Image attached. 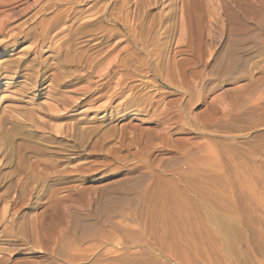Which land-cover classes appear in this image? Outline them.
<instances>
[{
    "label": "rangeland",
    "instance_id": "1",
    "mask_svg": "<svg viewBox=\"0 0 264 264\" xmlns=\"http://www.w3.org/2000/svg\"><path fill=\"white\" fill-rule=\"evenodd\" d=\"M242 3L0 0V264H264V0Z\"/></svg>",
    "mask_w": 264,
    "mask_h": 264
},
{
    "label": "bare ground",
    "instance_id": "2",
    "mask_svg": "<svg viewBox=\"0 0 264 264\" xmlns=\"http://www.w3.org/2000/svg\"><path fill=\"white\" fill-rule=\"evenodd\" d=\"M238 2V3H241V5L243 4L242 3V0H235V2ZM122 2V1H121ZM13 3V2H12ZM240 5V6H241ZM28 8V7H27ZM263 8V7H262ZM44 9L46 10V7H44ZM256 12V11H255ZM257 12H259V9H258V11ZM39 13H41L40 11H39ZM83 12H79L78 14H82ZM263 13H264V9H263ZM262 14V13H261ZM44 15V14H43ZM62 15V14H61ZM61 18V17H60ZM31 19V18H30ZM44 21V19L41 21V23H44L43 22ZM45 21H46V19H45ZM112 21V20H111ZM162 21V20H161ZM59 22H61V21H59V19H56V21H54L53 23H50L49 25H47V26H45L44 28H42V29H40L41 31L38 33V34H36L37 32H36V28H35V30H33V31H28V32H22V34H23V37L24 38H26V39H28L27 37L28 36H30L31 34H35V36L38 38V39H40L41 40V43H44V42H46L47 41V39H49V37H50V33L54 30V29H56V27H57V25H58V23ZM3 23H6L5 21H3V22H1V27H0V30H1V28H5L6 26L3 24ZM25 23H27V21H25ZM48 23V22H47ZM114 23V22H113ZM60 24V23H59ZM43 25V24H42ZM9 26V25H8ZM83 26L85 27V29H87L88 27H92L93 28V26H91L90 24H83ZM38 27V26H37ZM95 27V26H94ZM81 28L82 27H80V30H81ZM133 28V27H132ZM188 28V27H187ZM31 29V28H30ZM94 30H96V28H93ZM92 29V30H93ZM100 29H101V27H100ZM83 30V29H82ZM99 30V29H98ZM143 30V29H142ZM237 30V29H236ZM90 31V30H89ZM116 31V30H115ZM125 32V34L126 35H129L130 33H132V31L129 29V28H127V30L126 31H124ZM141 32V31H140ZM233 32V31H232ZM234 32H235V30H234ZM238 32V31H237ZM1 33H2V31H1ZM84 33H88V30L86 31L85 30V32ZM181 33H183V32H181ZM230 33H231V30H230ZM19 34H21V32L19 33ZM143 34H144V32H143ZM191 34V33H190ZM233 34V33H232ZM236 34V33H235ZM139 36H140V34H138ZM182 35V34H181ZM199 35V34H198ZM239 35V34H238ZM13 36V35H12ZM20 36V35H19ZM81 36V35H80ZM192 37V36H191ZM129 38V37H128ZM141 39V38H140ZM191 41V40H190ZM188 42V41H187ZM40 43V42H39ZM155 43H156V41H155ZM164 43V42H163ZM141 44V43H140ZM159 44V43H158ZM144 44H142V46H143ZM13 46V45H12ZM155 46V45H154ZM157 46V45H156ZM188 46V45H187ZM68 47V46H67ZM72 47V46H71ZM82 47V46H81ZM158 47V46H157ZM59 48V47H58ZM137 48V47H136ZM136 48H134V49H136ZM143 48V47H142ZM145 48V47H144ZM153 48H155V47H153ZM141 48H139L138 50H140ZM160 49H162L161 47H160ZM65 50V49H64ZM70 50V49H69ZM138 50H136V51H138ZM157 50H158V48H157ZM201 50V49H200ZM87 51V50H86ZM151 51H153L154 52V49H152ZM162 50H158V52H161ZM199 51V50H198ZM31 52V51H30ZM57 52H58V50H57ZM74 52V51H73ZM114 52V51H113ZM140 52H150V51H146V49L145 50H143L142 49V51H140ZM58 53H60V52H58ZM152 53V52H151ZM66 54H68V53H66ZM144 54V53H143ZM146 54V53H145ZM57 55V54H56ZM27 56V55H26ZM58 56V55H57ZM60 56V55H59ZM61 56H62V54H61ZM60 59V58H59ZM59 59H57V60H59ZM75 59L76 60H74V62H75V64L76 65H78V67H81V59H82V57L81 56H78V57H75ZM126 60V59H125ZM70 62V61H69ZM73 62V63H74ZM65 63H66V61H65ZM64 63V64H65ZM38 64H40V63H38ZM63 64V63H62ZM67 64V63H66ZM72 64V63H71ZM70 64V65H71ZM38 66V65H37ZM67 66V65H66ZM68 66H69V64H68ZM73 66V65H72ZM130 66V65H129ZM28 67V66H27ZM59 67V66H58ZM77 67V66H76ZM138 67V66H137ZM73 68V67H72ZM44 69V68H43ZM173 69V68H172ZM41 71V70H40ZM149 71V70H148ZM66 73H68L67 71H66ZM65 73V74H66ZM158 73V72H157ZM4 75V74H3ZM44 76H45V74H43ZM75 75V74H74ZM126 76V75H125ZM178 76V75H177ZM1 77V76H0ZM42 77V76H41ZM57 77V76H56ZM75 78V77H74ZM77 78H79L78 76H77ZM45 79V78H44ZM47 79V78H46ZM80 79H81V76H80ZM134 79V78H133ZM42 80V79H41ZM60 80V79H59ZM79 80V79H78ZM180 81V80H179ZM40 82V81H39ZM63 82V81H62ZM123 83V82H122ZM125 83V82H124ZM147 85V84H146ZM130 86V85H129ZM92 89V88H91ZM116 89V88H115ZM134 89V88H133ZM133 89H131V91L133 90ZM127 91V90H126ZM43 94V93H42ZM53 98V97H52ZM60 99H53L55 102H59V103H61V104H65L66 103V101L67 100H64V98H62V96L60 95V97H59ZM152 98V97H151ZM144 99H146V97H144ZM150 99V98H149ZM190 99V98H189ZM151 100V99H150ZM149 100V101H150ZM146 101V100H145ZM147 101H148V98H147ZM82 102L83 101H79V102H76L73 106L74 107H78V106H81L82 105ZM156 103V102H155ZM183 105V104H182ZM49 107V106H48ZM73 107V108H74ZM120 107V106H119ZM71 109H72V106H71ZM45 110H47V107H46V109ZM160 110V109H159ZM4 111V110H3ZM48 111H49V109H48ZM171 113V112H170ZM179 114H181V113H179ZM159 116V115H158ZM179 117V116H178ZM1 120V119H0ZM193 120V119H192ZM17 121V120H16ZM170 121V120H169ZM1 123V122H0ZM13 123V122H12ZM19 123L21 124V122L19 121ZM17 124V123H16ZM25 124V123H24ZM28 124V123H27ZM26 124V125H27ZM180 124V123H179ZM19 125V124H18ZM12 126H14V125H12ZM20 127H22V126H20ZM25 127V126H24ZM29 126H27V128H28ZM31 127H33V126H31ZM30 127V128H31ZM26 128V129H27ZM34 128V127H33ZM21 129V128H20ZM25 129V128H24ZM7 130V129H6ZM16 130V129H15ZM27 130H29V129H27ZM19 131V130H18ZM57 132V131H56ZM21 133V132H20ZM28 133V132H27ZM36 133V132H35ZM34 134V133H33ZM37 134V133H36ZM158 134V133H157ZM9 135V134H8ZM16 135V134H15ZM170 135V134H169ZM7 136V135H6ZM13 136V135H12ZM31 136V135H30ZM32 136H34V135H32ZM32 136H31V138H32ZM4 137H5V135H4ZM26 137V136H25ZM28 137V136H27ZM43 137V136H42ZM49 137V136H48ZM81 137V136H80ZM163 137H164V135H163ZM3 138V137H2ZM55 138V137H54ZM53 138V139H54ZM1 139V138H0ZM6 139H9V138H6ZM5 139V140H6ZM43 139V138H42ZM51 139H52V137H51ZM56 139V138H55ZM47 140H49V139H47ZM50 141V140H49ZM48 141V142H49ZM57 141V140H56ZM3 142V141H2ZM5 142H7V141H5ZM11 142V141H10ZM13 143V142H12ZM79 143V142H78ZM0 144H1V142H0ZM48 144V143H47ZM8 146H10V145H8ZM12 146V145H11ZM10 146V147H11ZM14 146V145H13ZM18 146V145H17ZM20 146V145H19ZM4 147V146H3ZM1 148V147H0ZM12 148V147H11ZM36 148V147H35ZM3 149V148H2ZM7 150H9V148L7 149ZM10 151L11 150H9V155H10ZM37 152L39 151L38 149L36 150ZM5 152V151H4ZM24 152V151H23ZM29 152V151H28ZM40 152V151H39ZM7 153V152H6ZM12 153V152H11ZM41 153V152H40ZM5 154V153H4ZM16 154V153H15ZM3 155V154H2ZM7 155V154H6ZM5 158V157H4ZM8 158V157H7ZM10 158V157H9ZM11 159H12V157H11ZM26 159V158H25ZM29 159V158H28ZM1 160V159H0ZM17 161H20V159L18 158V160ZM7 162H8V159H7ZM12 162L14 163V158H13V160H12ZM39 162V161H38ZM9 163H10V161H9ZM8 163V164H9ZM17 163H19V162H16V164ZM23 163V162H22ZM31 164V162L29 163V165ZM37 164V163H36ZM39 164V163H38ZM37 164V165H38ZM6 165V164H5ZM10 165H12V163L10 164ZM19 165V164H18ZM17 165V166H18ZM21 165V164H20ZM28 165V164H27ZM33 165V164H32ZM37 165H36V167H37ZM15 167V166H14ZM22 168H23V166H21ZM28 167V166H27ZM33 167V166H32ZM34 167H35V165H34ZM47 167V166H46ZM49 167H50V165H49ZM1 168V167H0ZM20 168V167H19ZM29 168H30V166L28 167V170H29ZM21 169V168H20ZM25 169V168H24ZM35 169V168H34ZM33 169V170H34ZM44 169V168H43ZM47 169H48V167H47ZM19 170V169H18ZM23 170V169H22ZM27 170V169H26ZM30 170H32V168H30ZM65 170V169H64ZM50 171V170H49ZM14 172H16L15 171V168H14ZM18 172V171H17ZM34 172H35V170H34ZM21 173V172H20ZM36 173V172H35ZM62 173V172H61ZM37 174V173H36ZM65 174V173H64ZM6 175V174H5ZM10 175H14V174H12V172H11V174ZM17 175V174H16ZM25 175V174H24ZM40 175V174H39ZM44 175V174H43ZM47 175V174H46ZM48 176V175H47ZM60 176V175H59ZM64 176V175H63ZM3 177V176H2ZM11 177V176H10ZM13 177V176H12ZM25 177H27V179L28 180H34V176H33V172L31 171L30 173H27V176L25 175ZM5 178V177H4ZM7 178V177H6ZM14 178V177H13ZM39 178V177H38ZM43 178V177H42ZM46 178L47 177H45V180H46ZM49 179V178H48ZM40 180V179H39ZM38 180V181H39ZM38 181H36V182H38ZM41 181V180H40ZM39 181V182H40ZM43 181V180H42ZM28 182V181H27ZM18 183V182H17ZM16 184V183H15ZM17 185V187H18V184H16ZM21 185V184H20ZM21 193H23L22 191H21ZM8 196V195H7ZM49 198V197H48ZM1 199V198H0ZM55 201V200H54ZM61 211V210H60Z\"/></svg>",
    "mask_w": 264,
    "mask_h": 264
}]
</instances>
